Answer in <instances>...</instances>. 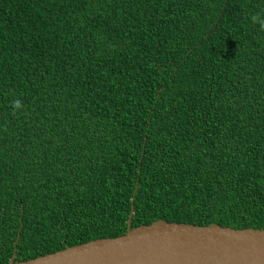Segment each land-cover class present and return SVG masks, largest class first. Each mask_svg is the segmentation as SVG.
I'll return each mask as SVG.
<instances>
[{
	"label": "trees",
	"instance_id": "1",
	"mask_svg": "<svg viewBox=\"0 0 264 264\" xmlns=\"http://www.w3.org/2000/svg\"><path fill=\"white\" fill-rule=\"evenodd\" d=\"M133 196V228L264 229V0H0V264Z\"/></svg>",
	"mask_w": 264,
	"mask_h": 264
},
{
	"label": "water",
	"instance_id": "2",
	"mask_svg": "<svg viewBox=\"0 0 264 264\" xmlns=\"http://www.w3.org/2000/svg\"><path fill=\"white\" fill-rule=\"evenodd\" d=\"M137 188L138 184L134 195ZM134 199L125 234L93 239L20 262H15V249L9 264H264V229L164 219L133 228ZM19 237L20 231L15 245Z\"/></svg>",
	"mask_w": 264,
	"mask_h": 264
}]
</instances>
